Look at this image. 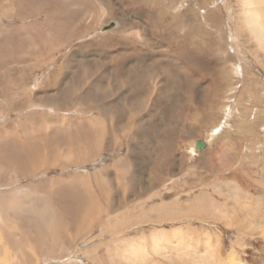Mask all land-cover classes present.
<instances>
[{"label":"rangeland","instance_id":"374dc122","mask_svg":"<svg viewBox=\"0 0 264 264\" xmlns=\"http://www.w3.org/2000/svg\"><path fill=\"white\" fill-rule=\"evenodd\" d=\"M241 9L0 0V264H264V55Z\"/></svg>","mask_w":264,"mask_h":264},{"label":"bare ground","instance_id":"6f19581e","mask_svg":"<svg viewBox=\"0 0 264 264\" xmlns=\"http://www.w3.org/2000/svg\"><path fill=\"white\" fill-rule=\"evenodd\" d=\"M241 3V19L240 23L243 25L244 28L248 29V32L251 36V38L254 40V42L257 44L259 50L263 52L264 55V0H239ZM206 3V2H205ZM239 5V4H238ZM239 24V22L237 23ZM62 26V25H61ZM241 27V26H240ZM60 28V27H58ZM114 28V27H113ZM112 28V29H113ZM63 29V28H62ZM110 29V30H112ZM107 30V31H110ZM5 32V31H4ZM37 46V45H36ZM31 50V49H30ZM27 51V50H26ZM226 56V55H225ZM256 57L258 55H255ZM180 59V58H179ZM51 61V60H50ZM21 62V61H20ZM7 64L9 62H6ZM249 63V62H248ZM17 74V72H16ZM211 86V85H210ZM77 93V92H76ZM103 93V92H102ZM96 102V101H95ZM68 106V105H67ZM108 108V107H107ZM101 110V109H100ZM104 111V110H103ZM106 112V111H105ZM108 112V111H107ZM101 114V113H100ZM140 117V116H138ZM212 136V135H211ZM207 143V142H206ZM195 150V149H194ZM164 154V153H163ZM165 166V165H164ZM167 174V173H166ZM49 223V222H48ZM53 224V223H52ZM41 226V225H40ZM52 226V225H51ZM261 227V226H260ZM39 228V227H38ZM43 228V227H42ZM181 242V241H180ZM186 242V241H185ZM157 244V243H156ZM181 244V243H180ZM188 244V243H186ZM207 244V243H206ZM178 245V244H177ZM182 245V244H181ZM180 245V246H181ZM184 245V243H183ZM179 247V246H178ZM177 247V248H178ZM189 247V245H188ZM184 248V246H183ZM182 250V248H179ZM207 249V247H206ZM186 250V249H185ZM184 251V250H182ZM211 251V249H210ZM178 252V251H177ZM206 253L207 251L204 250ZM197 253V252H196ZM209 253V252H208ZM197 254H192L191 256H194ZM181 256V255H179ZM234 256V254H233ZM130 257L134 259L136 257L135 252L131 251L130 252ZM231 259L229 262L231 263L235 261L237 262L236 264H245L242 260H240L237 256L235 257H230Z\"/></svg>","mask_w":264,"mask_h":264},{"label":"water","instance_id":"95a60500","mask_svg":"<svg viewBox=\"0 0 264 264\" xmlns=\"http://www.w3.org/2000/svg\"><path fill=\"white\" fill-rule=\"evenodd\" d=\"M113 27H115V24L112 23V24H109L108 26L102 28V31H107V30H110L112 29ZM207 147V143L205 141H202V140H198L195 142V146H194V149L198 152H202L203 150H205V148Z\"/></svg>","mask_w":264,"mask_h":264},{"label":"crops","instance_id":"0c3cea01","mask_svg":"<svg viewBox=\"0 0 264 264\" xmlns=\"http://www.w3.org/2000/svg\"><path fill=\"white\" fill-rule=\"evenodd\" d=\"M75 260H78V259H75ZM74 263H76V262H74Z\"/></svg>","mask_w":264,"mask_h":264}]
</instances>
